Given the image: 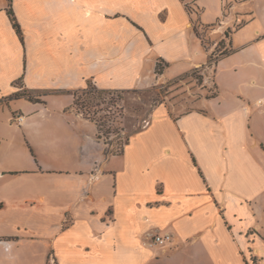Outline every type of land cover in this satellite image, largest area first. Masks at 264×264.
<instances>
[{"label": "crops", "instance_id": "0c3cea01", "mask_svg": "<svg viewBox=\"0 0 264 264\" xmlns=\"http://www.w3.org/2000/svg\"><path fill=\"white\" fill-rule=\"evenodd\" d=\"M158 61L165 79L206 70L216 93L157 106L105 154L74 93L144 88ZM153 232L171 240L149 245ZM255 250L264 0H0V264H246Z\"/></svg>", "mask_w": 264, "mask_h": 264}, {"label": "rangeland", "instance_id": "374dc122", "mask_svg": "<svg viewBox=\"0 0 264 264\" xmlns=\"http://www.w3.org/2000/svg\"><path fill=\"white\" fill-rule=\"evenodd\" d=\"M188 8L191 10V7ZM227 8L226 3V11ZM241 22L233 21L228 30H225L226 38ZM211 28L213 27L208 29ZM202 39L207 41L205 36ZM224 46L220 42L216 55L210 58V68L217 58L227 52ZM156 68L151 84L141 89L96 93L95 86L89 83L83 90L87 94H82V91L75 93L79 98L74 97V111L94 124L93 137L104 144L105 154L120 153L129 136L149 123L152 111L157 106L165 105L173 114H181L198 109V98L216 93L214 85L204 79L209 75L206 70L196 69L176 78L165 79L161 75L163 64L158 61ZM87 101L91 105L85 106ZM244 258L246 264H264V251L255 250L247 253Z\"/></svg>", "mask_w": 264, "mask_h": 264}, {"label": "trees", "instance_id": "16d2710c", "mask_svg": "<svg viewBox=\"0 0 264 264\" xmlns=\"http://www.w3.org/2000/svg\"><path fill=\"white\" fill-rule=\"evenodd\" d=\"M7 14H8V17H9V19H10V21H11V24H12V26H13V28H14L16 34L18 35V37L20 38V40L23 41V39H22V32H21L20 26H19V24L17 23V21H16L14 15H13V12H12V10H11L10 8L7 9ZM195 31H196V29H195ZM156 70H157V68H156ZM135 90H136V89H135ZM133 91H134V90H133ZM94 92H96V93H106V92H110V91H104V90H99V89H97V88H94ZM88 93H90V92H88ZM20 94L26 96V97H27L28 99H30V100H34V99H35V98H33L30 94L25 93V92L17 93L16 95H20ZM82 94H87V93H86V91H82ZM74 97L77 98V99L79 98L78 96H76L75 93H74ZM84 104H85V106H89V105H91L90 101H87V102H85ZM135 132H136V131H135ZM135 132H134V133H135ZM132 134H133V133H132ZM113 154H115V153H113Z\"/></svg>", "mask_w": 264, "mask_h": 264}, {"label": "built area", "instance_id": "2783aa9c", "mask_svg": "<svg viewBox=\"0 0 264 264\" xmlns=\"http://www.w3.org/2000/svg\"><path fill=\"white\" fill-rule=\"evenodd\" d=\"M21 116H18L16 120H21ZM147 243L149 245H165L171 240L170 233L153 232L147 235ZM6 243V242H5Z\"/></svg>", "mask_w": 264, "mask_h": 264}]
</instances>
